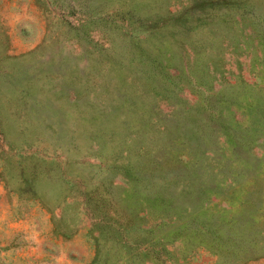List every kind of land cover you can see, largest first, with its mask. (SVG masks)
Segmentation results:
<instances>
[{"label": "rangeland", "instance_id": "rangeland-1", "mask_svg": "<svg viewBox=\"0 0 264 264\" xmlns=\"http://www.w3.org/2000/svg\"><path fill=\"white\" fill-rule=\"evenodd\" d=\"M0 264H264V0H0Z\"/></svg>", "mask_w": 264, "mask_h": 264}]
</instances>
